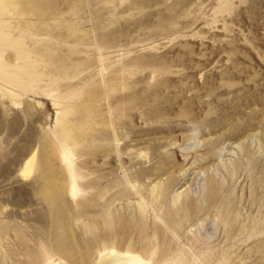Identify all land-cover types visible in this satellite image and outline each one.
Listing matches in <instances>:
<instances>
[{"label":"rangeland","instance_id":"374dc122","mask_svg":"<svg viewBox=\"0 0 264 264\" xmlns=\"http://www.w3.org/2000/svg\"><path fill=\"white\" fill-rule=\"evenodd\" d=\"M25 7L0 26V264H264V0ZM42 138L59 225L22 173Z\"/></svg>","mask_w":264,"mask_h":264},{"label":"bare ground","instance_id":"6f19581e","mask_svg":"<svg viewBox=\"0 0 264 264\" xmlns=\"http://www.w3.org/2000/svg\"><path fill=\"white\" fill-rule=\"evenodd\" d=\"M29 1L30 0H0V26L8 25L9 23L6 18L2 17L3 13L5 14L16 13L17 15L20 16L29 15L30 13L26 11L29 8L25 7V4L28 3ZM31 14L34 17L38 18L40 16L39 9L32 10ZM78 138L79 135H76L74 141L77 142ZM40 144H41L40 153L38 155L36 153H33L26 160L22 173L24 175H29L33 170L39 171L40 177L36 182V191L46 201L50 210H52V213L57 218L56 223L59 225L64 219V213L62 210L63 203L61 202V195L64 189L63 186L61 185L59 177L52 170L49 163V153H48V148H50L49 142L45 138H42L40 139ZM69 158H70V151L64 152L63 159L69 162ZM70 173H71L70 175L71 183L69 186V193L73 197H75L78 191L76 184L74 182L75 177L71 171ZM68 248H62V251H64V253L67 256L72 257L71 255H73L74 252L73 247L70 246V248L69 249ZM105 252L100 254L99 258L96 261V264H116L122 260L126 261V264H149V262L142 260L141 257L138 255L136 256L129 255L127 253L121 254L112 249L109 252L106 253Z\"/></svg>","mask_w":264,"mask_h":264}]
</instances>
